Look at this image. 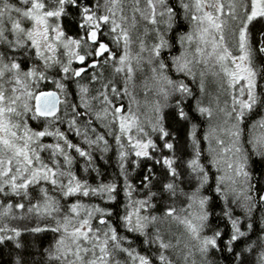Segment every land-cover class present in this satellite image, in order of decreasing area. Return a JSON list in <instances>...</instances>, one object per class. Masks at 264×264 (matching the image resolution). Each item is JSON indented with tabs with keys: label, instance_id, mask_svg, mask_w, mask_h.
Masks as SVG:
<instances>
[{
	"label": "snow or ice",
	"instance_id": "obj_1",
	"mask_svg": "<svg viewBox=\"0 0 264 264\" xmlns=\"http://www.w3.org/2000/svg\"><path fill=\"white\" fill-rule=\"evenodd\" d=\"M262 57L264 0H0V246L39 264L22 237L50 232L43 264H264Z\"/></svg>",
	"mask_w": 264,
	"mask_h": 264
},
{
	"label": "trees",
	"instance_id": "obj_2",
	"mask_svg": "<svg viewBox=\"0 0 264 264\" xmlns=\"http://www.w3.org/2000/svg\"><path fill=\"white\" fill-rule=\"evenodd\" d=\"M259 27H260V25L258 24L257 28H259ZM261 60H264V57H262ZM44 85H46L45 89H47V90L48 89L49 90L54 89V87L52 85H50L49 83H47V84L45 83ZM69 91H70V97L69 98L70 99L75 98L76 86L74 83L71 84ZM197 119H199V118L197 117ZM97 127L99 128L98 125H97ZM202 130H203V128L199 129L200 135L202 133ZM111 145H112L111 150L109 151V153L107 154V157L104 160L100 159L99 153L95 154L97 165H98L100 173H101V176L99 177V179H103L104 182L114 181L119 176L117 158L115 156V147H114L115 145H113L112 143H111ZM188 150H190V148L186 149L187 152H188ZM141 163H142V165H146L149 162L148 161H142ZM74 170L77 171L78 175H81V176L84 175L83 169L81 167H75ZM261 170H264V165H260L258 163L257 164L258 174ZM140 175H142V169H138L136 173L131 174V179L134 182L138 183ZM97 179L98 178L96 177V173L93 172L91 177H90V181L95 182ZM210 183L214 187L213 177H210ZM120 184L122 187V185H123L122 178H120ZM212 195H215L214 192L212 193ZM120 200H121V202H123V193L122 192L120 194ZM93 202L102 203L100 201H95V200ZM223 206H224V202L217 198L216 206H215V213H219ZM261 214H262L261 211H258L254 214L255 220L257 222V228L259 227ZM237 215H242V213L238 212ZM216 222H217V218L214 215L213 216V223H216ZM220 227L223 229V223L220 224ZM245 230H246V226H245ZM52 236H53V234L50 232L36 234L35 236H33L31 234H24L22 239L24 240V242L28 246L27 252L31 253V255L26 256V258L29 261H37V262H39V264H43V262L41 260L43 249L48 247ZM250 236H251L252 240L256 239L255 235L250 234ZM225 239H227V236H225ZM238 250H239V248H238ZM15 253H16V250L12 249L11 245H9L8 247L0 246V264H14ZM210 259L214 260L215 264H233L231 255L227 254V253H225L222 256L219 252H214L212 254V256L210 257Z\"/></svg>",
	"mask_w": 264,
	"mask_h": 264
},
{
	"label": "rangeland",
	"instance_id": "obj_3",
	"mask_svg": "<svg viewBox=\"0 0 264 264\" xmlns=\"http://www.w3.org/2000/svg\"><path fill=\"white\" fill-rule=\"evenodd\" d=\"M262 83H264V81H261ZM47 84V83H49V82H44V84ZM50 85H52L51 83H49ZM53 87H54V85H52ZM45 90H47V89H45ZM49 90V89H48ZM50 90H54V89H50ZM207 90H208V92L209 93H215V91H216V85L212 82V77L211 76H209L208 77V83H207ZM261 91H264V89H261ZM76 93V92H75ZM77 102H78V100H77ZM208 102V100H207V98L205 99V103H207ZM258 118V117H257ZM33 124H35V122H33ZM204 130V129H203ZM203 130H202V133H201V138H202V135H203ZM100 131L101 132H103L104 131V129H102V128H100ZM110 141H111V143L113 144V145H115V141H114V139L112 138V137H107ZM73 139H75L74 137H73ZM48 140H49V142H50V138H48ZM204 148L206 149L207 148V144L205 143L204 145ZM86 147V146H85ZM115 147V146H114ZM188 153L190 154L191 153V149L190 150H188ZM207 154L205 153V156H206ZM115 156H116V150H115ZM75 167H80V165L79 164H77V165H75ZM213 182H214V175H213ZM179 206H180V204L178 203L177 204V207L179 208ZM261 213L262 214H264V209H262L261 210ZM261 214V215H262ZM261 215H260V219H261ZM165 227H167V225H165ZM173 228H175V225H173ZM53 237V236H52ZM51 241H52V238H51ZM50 241V242H51Z\"/></svg>",
	"mask_w": 264,
	"mask_h": 264
}]
</instances>
